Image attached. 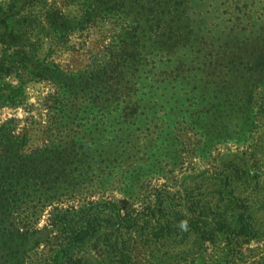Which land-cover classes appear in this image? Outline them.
Masks as SVG:
<instances>
[{"label": "rangeland", "instance_id": "obj_1", "mask_svg": "<svg viewBox=\"0 0 264 264\" xmlns=\"http://www.w3.org/2000/svg\"><path fill=\"white\" fill-rule=\"evenodd\" d=\"M116 2L0 0V55L10 39L22 36L21 52L13 59L23 75L24 93L16 98L18 103L0 109V124L12 121L7 131L20 136L19 153L89 140L94 144L84 149L96 156L115 155L116 142L130 139L129 159L95 167L89 179L60 197L61 205L117 200L124 210L134 211L162 201L167 216H174L175 205L188 213L191 201L215 203L222 198L215 192L217 170L232 160L242 162L237 197L248 202L256 220H263L264 0H190L195 10L188 9L191 17H206L209 40L225 52L203 63L208 48L203 42L200 56V42L174 56L153 51L154 40L144 37L139 59L123 68L130 92L108 101L104 90L100 92L88 79L109 67L111 50L138 18L128 5L114 8ZM17 48L12 46L6 53ZM177 59L182 61L178 70ZM5 82L20 84L14 73L0 76V85ZM130 101H138L145 112L137 121L126 120L121 109ZM252 121L257 127L245 135L242 125ZM139 124L145 125L139 128ZM51 207L34 202L21 209L22 230H43ZM125 238L131 239L134 264H162L161 257L164 264H178L182 261L176 256L187 248L176 241L147 243L136 229L125 233ZM46 247L33 252L27 264H43ZM244 247L241 264H264V243ZM81 254L94 264L95 259L109 261L94 244ZM215 258L210 254L208 262Z\"/></svg>", "mask_w": 264, "mask_h": 264}, {"label": "trees", "instance_id": "obj_2", "mask_svg": "<svg viewBox=\"0 0 264 264\" xmlns=\"http://www.w3.org/2000/svg\"><path fill=\"white\" fill-rule=\"evenodd\" d=\"M189 1L134 0L132 4L117 0L114 8L121 9L125 6L119 5H128V11H134V16L138 18L130 22V33L111 50L109 67L102 74L89 78L88 82L100 92L104 90L108 101V97L120 99L130 92L123 68L139 59L144 37L154 40L156 47L152 48L153 51L174 56L188 46L195 49L197 42H200V56L203 45L207 44L204 53L206 60H201L203 63L211 62L213 57L224 53L225 49L218 42L209 40L206 17L199 15L195 20L191 17L188 9L194 8ZM20 40L21 35L10 39L0 55V74L9 76L14 73L20 80L17 85L5 82L0 86V104H16L19 102L16 98L20 99L24 93L23 75L13 59L21 52ZM12 46L18 47L16 52L6 53ZM181 65L182 61L177 59L176 70ZM252 84H256L255 80ZM249 95L252 96L251 93ZM121 109L126 120L137 121L145 114L138 101H130ZM11 122L0 125V248L3 250L0 264H11L12 261L27 264L31 254L43 245L49 249L42 254L47 255L43 264H94L81 254L91 244L109 259H95V264H134L131 239L125 238V233L133 229L138 230L147 243L155 240L164 244L168 241L184 244L187 248L176 256L177 260L182 261L178 264H210V254L216 255L212 264H241L245 244L264 243V219L256 220L248 202L236 194V179H239L238 173L244 165L242 162L232 160L217 170L218 190L215 192H219L222 198L215 203L202 199L191 201L188 213L177 210L175 205L174 216H167L163 214L165 208L162 201L134 211L124 210L122 202L117 200L104 203L90 201L65 207L61 205L60 197L89 179L95 167L105 163L121 164L130 158V139L122 138L116 142L118 152L115 155L96 156L91 149H84L86 145L94 144L89 140H72L64 147H45L29 154H20V136L7 131ZM140 125L139 128L145 124ZM242 127V133L246 135L250 128L257 126L252 121L249 126ZM226 128L228 125L225 131ZM34 202L52 207L49 222L43 230L30 233L20 227L18 214ZM261 205L264 209V199ZM159 259L164 264L165 258ZM156 263L159 261L156 260Z\"/></svg>", "mask_w": 264, "mask_h": 264}, {"label": "crops", "instance_id": "obj_3", "mask_svg": "<svg viewBox=\"0 0 264 264\" xmlns=\"http://www.w3.org/2000/svg\"><path fill=\"white\" fill-rule=\"evenodd\" d=\"M0 76H3V75L0 74ZM1 85H2V84H1ZM1 85H0V86H1ZM6 106H9V105H7V104H0V109L5 108ZM3 123H4V122H3ZM1 124H2V123H1ZM1 124H0V125H1Z\"/></svg>", "mask_w": 264, "mask_h": 264}]
</instances>
